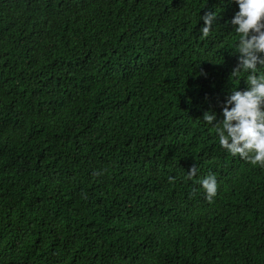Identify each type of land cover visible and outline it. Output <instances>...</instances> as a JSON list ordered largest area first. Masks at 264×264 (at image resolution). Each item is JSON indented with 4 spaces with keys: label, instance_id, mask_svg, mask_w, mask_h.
I'll list each match as a JSON object with an SVG mask.
<instances>
[{
    "label": "trees",
    "instance_id": "1",
    "mask_svg": "<svg viewBox=\"0 0 264 264\" xmlns=\"http://www.w3.org/2000/svg\"><path fill=\"white\" fill-rule=\"evenodd\" d=\"M236 10L0 0V264H264V168L202 118L247 87Z\"/></svg>",
    "mask_w": 264,
    "mask_h": 264
},
{
    "label": "clouds",
    "instance_id": "2",
    "mask_svg": "<svg viewBox=\"0 0 264 264\" xmlns=\"http://www.w3.org/2000/svg\"><path fill=\"white\" fill-rule=\"evenodd\" d=\"M237 10L230 23L238 34V43L233 55L237 64L230 75L239 77L248 73L247 87L231 92L223 101L220 115L205 111L203 120L214 125L219 145L233 157L239 156L253 166L264 168V0H231ZM217 19L215 11L205 12L201 16L203 26L200 32L207 37ZM197 168L192 167L188 178L196 176ZM205 198L211 202L217 194V179L209 174L199 180Z\"/></svg>",
    "mask_w": 264,
    "mask_h": 264
}]
</instances>
